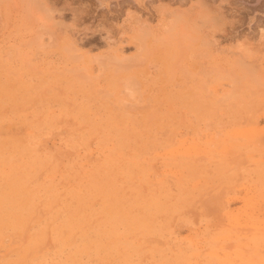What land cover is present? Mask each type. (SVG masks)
<instances>
[{
	"label": "rangeland",
	"instance_id": "rangeland-1",
	"mask_svg": "<svg viewBox=\"0 0 264 264\" xmlns=\"http://www.w3.org/2000/svg\"><path fill=\"white\" fill-rule=\"evenodd\" d=\"M39 1L78 51L0 33V264H264V0Z\"/></svg>",
	"mask_w": 264,
	"mask_h": 264
},
{
	"label": "bare ground",
	"instance_id": "bare-ground-1",
	"mask_svg": "<svg viewBox=\"0 0 264 264\" xmlns=\"http://www.w3.org/2000/svg\"><path fill=\"white\" fill-rule=\"evenodd\" d=\"M21 1V0H19ZM26 1H28L26 3ZM22 0L21 3V7H19L20 5L17 4L16 0H0V33L3 37V39H6L7 42H26L25 46L27 45L28 48H30L29 46L33 47V45L37 46V48L39 47H48L46 45H49L51 44L50 42H52L54 45H56L57 49H64V50H67L70 48V51L67 50L68 54L71 52V56H77V48L75 45H73L72 43H68V44H65V46H63V37L62 35L65 34L64 31H63V28L64 25L61 26L58 24V21H57V24H55L54 22L51 23V19L52 16L51 14H49V8H48V5L47 3H43V2H38V6L41 9L38 8V6H36L37 9H39L38 11L41 10L42 13H35V10L33 11L32 7L36 4L30 2V1H37V0ZM46 1V0H45ZM33 4V6L30 4V3ZM48 2V1H47ZM51 2V1H50ZM26 3V4H25ZM32 6V7H31ZM50 7V5H49ZM53 8V6H52ZM55 8V7H54ZM53 8V9H54ZM35 9V7H34ZM19 11H21V13H18ZM46 12V13H45ZM16 13H18V17H19V21H14L15 17H16ZM37 14V15H36ZM58 20V19H57ZM55 21V20H54ZM15 22L19 23L17 25H15ZM59 23H61L59 21ZM57 26H60L57 30V28L55 27V25ZM62 28V29H61ZM167 29L169 30V28L167 27ZM63 32H62V31ZM149 31V30H147ZM165 31V30H163ZM61 32L63 33L61 35ZM168 32V31H167ZM47 33L48 34V39L50 40V42H46V38L44 37V34ZM141 33V30L139 32V35ZM148 33H151V32H148ZM147 33V34H148ZM162 34V33H161ZM29 35L28 38L25 39V37H27ZM32 35V36H31ZM138 35V36H139ZM143 35H146V34H143ZM151 35V34H149ZM166 35V34H165ZM182 35V34H181ZM186 36L183 35V37ZM140 37V36H139ZM146 37V36H145ZM157 37V36H156ZM144 38V37H142ZM147 38V37H146ZM186 38V37H185ZM182 39V38H181ZM188 39V38H187ZM48 40V41H49ZM67 41V39H66ZM147 41V40H146ZM71 42V41H70ZM145 41H143V44L145 45L144 43ZM47 43V44H46ZM140 43V42H139ZM157 43V42H156ZM46 44V45H45ZM68 45H70L68 47ZM142 45V44H141ZM143 45V46H144ZM22 46V45H21ZM145 47V46H144ZM139 48V46H138ZM143 48V47H142ZM159 48V47H158ZM15 49V48H14ZM144 50H147V52H150V51H154L153 49H151L150 51L148 50L147 46H146V49L143 48ZM157 49V48H156ZM37 50V49H36ZM72 50V51H71ZM143 51V50H142ZM66 52V51H65ZM139 52V51H138ZM15 53V52H14ZM30 53V52H29ZM37 53V51H36ZM144 53H146V51H144ZM152 53V52H150ZM139 54V53H138ZM70 55V54H69ZM145 56L143 55H140V59L137 60L138 62L136 64L132 63V65H136L134 68L132 67L131 65V69L130 71V76L129 77V85L132 86V88H140L142 85H141V81L140 79L138 78L139 77V72L142 71V72H146L147 71V56L149 55V53L147 54H144ZM9 56V55H8ZM35 56V55H34ZM70 56V58H72ZM103 56V55H102ZM26 57V56H24ZM36 57V56H35ZM105 57V56H104ZM113 57V56H112ZM136 57V56H135ZM138 57V56H137ZM146 57V58H145ZM37 58V57H36ZM39 58V57H38ZM73 58H76V57H73ZM103 58V57H102ZM106 58V57H105ZM117 58V57H116ZM143 58V59H142ZM33 60V58H32ZM73 61H76L75 59H72ZM97 60V59H96ZM99 61H100V58H99ZM116 61V60H115ZM118 61V60H117ZM146 61V62H145ZM98 62V61H97ZM119 62V61H118ZM128 62V61H127ZM26 63V61H25ZM78 63V62H77ZM121 63V62H120ZM119 63V65H120ZM139 63V64H138ZM30 64V63H28ZM107 64V63H106ZM115 65H117L116 63H114ZM184 64V63H183ZM78 65V64H77ZM104 65V64H103ZM26 66V65H25ZM126 66V65H125ZM129 66V65H128ZM33 67V66H32ZM117 67V66H116ZM186 67V66H185ZM104 68V67H103ZM102 68V69H103ZM36 69V68H35ZM38 69V68H37ZM49 69V68H48ZM33 70V69H32ZM74 70V69H73ZM101 70V69H100ZM123 70H124V67H123ZM3 71V70H1ZM83 71V70H82ZM116 71V70H115ZM4 72V71H3ZM86 74V73H85ZM82 76V75H81ZM128 77V76H126ZM125 79V78H124ZM85 80V79H84ZM124 82L126 83V81L124 80ZM131 89V88H130ZM137 91V90H136Z\"/></svg>",
	"mask_w": 264,
	"mask_h": 264
}]
</instances>
